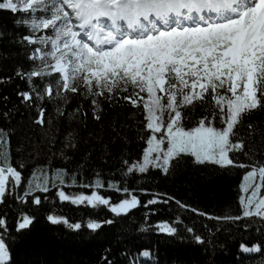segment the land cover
<instances>
[{
    "label": "snow or ice",
    "instance_id": "6c2138e0",
    "mask_svg": "<svg viewBox=\"0 0 264 264\" xmlns=\"http://www.w3.org/2000/svg\"><path fill=\"white\" fill-rule=\"evenodd\" d=\"M0 10L24 14L17 23L25 26L29 34L21 39L36 46L28 57L33 67L17 75L32 83L56 74L55 84H46L42 91L33 84L32 91L18 93L22 102L31 105L34 99L47 97L67 103L68 93L81 94L92 97L93 115L99 120L97 98L123 99L143 114L145 128L151 132L142 160L132 164L124 161L126 175L144 174L150 168L168 175L172 162L182 154L193 157L199 165L248 168L240 185L241 215L208 218H258L264 222V161L253 156L252 163H239L235 155L250 154L245 151L247 137L239 131L245 126L248 137L260 135L264 141V130L244 122L246 116L264 111V0H0ZM42 31L51 34L36 35ZM196 103L207 105L211 118H201L197 126L186 129L184 110ZM56 111L61 117L65 115L59 107ZM78 112L79 109L69 114V118H78ZM34 123L41 127L51 124L43 107ZM157 133L161 135L157 137ZM72 139L74 133L70 131L66 146H75ZM9 144L10 133L0 129V203L22 183V174L11 164L6 151ZM47 183H36L35 190L47 192ZM60 183H64L62 178ZM103 186L100 179L93 185ZM108 187L113 185L109 183ZM32 190L29 187L25 196ZM123 192L131 198L117 204H111L97 191L75 196L60 191L58 196L62 202L93 209L107 206L119 216L140 204L127 187ZM18 199L24 201V197ZM32 202L39 205L41 200L37 197ZM159 202L168 200L151 199L147 205ZM177 204L188 207L179 201ZM192 211L207 215L197 209ZM47 219L73 230L85 227L59 215H48ZM32 220L22 215L17 231L28 228ZM104 223L113 221L89 220L86 227L96 231ZM155 227L168 235L178 233V228L168 222ZM6 231V220L0 218V264L10 262ZM187 232L193 234L196 243H205L193 228H187ZM240 249L260 251L258 245L249 248L243 242Z\"/></svg>",
    "mask_w": 264,
    "mask_h": 264
},
{
    "label": "trees",
    "instance_id": "16d2710c",
    "mask_svg": "<svg viewBox=\"0 0 264 264\" xmlns=\"http://www.w3.org/2000/svg\"><path fill=\"white\" fill-rule=\"evenodd\" d=\"M23 15L0 10V129L10 133L6 151L11 164L22 174L21 185L8 192L0 203V218L6 220L7 226L4 238L10 252L9 264H264V222L258 218H208L241 215L240 184L248 168L199 165L191 156L182 154L172 162L174 166L168 175L151 168L144 174L126 175L124 161H139L150 136L143 114L128 102L97 98L99 120L93 115L92 97L81 94L68 93L67 103L47 97L34 99L31 105L22 102L18 93L32 91L33 84L42 91L46 84H55L56 79L54 74L30 83L17 75L18 71L31 70L33 61L28 57L36 47L21 39L29 34L25 26L17 23ZM41 34L48 35L45 31L36 33ZM41 107L51 121L44 127L34 123ZM58 107L65 112L63 117L57 114ZM77 109L78 118L70 119L69 114ZM184 111L186 129L197 126L201 118H211L208 106L202 103ZM244 122L264 130V111L246 116ZM216 125L221 126L218 119ZM70 131L74 133V147L66 146ZM239 131L247 137L245 151L250 154L236 153L237 162L252 163L253 156L264 161L261 136L248 137L246 126ZM34 173L39 179L46 177L47 192L31 186ZM54 175L56 179L52 181ZM96 179L104 186L93 187ZM29 187L33 190L25 196ZM124 187L137 196L140 204L119 216L103 206L93 209L62 202L58 197L60 191L71 196L97 191L109 198L111 204H117L131 198L123 192ZM18 197H24V201ZM37 197L41 200L39 205L32 202ZM151 199L168 202L147 205ZM177 201L188 207L181 208ZM192 209L207 215L201 216ZM53 214L85 227L73 230L62 223L54 225L47 219ZM22 215L33 220L28 228L17 231ZM89 220L113 223H104L92 231L86 227ZM163 222L176 226L178 233L159 232L155 226ZM189 227L205 243H196L193 234L187 232ZM242 242L249 248L258 245L260 251L243 252ZM144 252L149 253L147 258H141Z\"/></svg>",
    "mask_w": 264,
    "mask_h": 264
},
{
    "label": "rangeland",
    "instance_id": "374dc122",
    "mask_svg": "<svg viewBox=\"0 0 264 264\" xmlns=\"http://www.w3.org/2000/svg\"><path fill=\"white\" fill-rule=\"evenodd\" d=\"M10 11V10H9ZM45 32H47L48 33V35H50L51 33L49 32V31H45ZM41 35H44V34H41ZM146 95V94H145ZM149 131V130H148ZM150 132V131H149ZM150 135H151V132H150ZM157 135V137H159L161 134L160 133H157L156 134ZM146 147H147V144H146ZM143 157V156H142ZM142 157H141V159L140 160H142ZM193 158V157H192ZM139 160V161H140ZM193 160H194V158H193ZM42 178V179H41ZM40 179H39V177L38 176H35L34 178H32V181H31V186L33 187V188H35L34 186H35V184L36 183H43V181L44 180H46V177H41ZM55 179H56V175H54V177L52 178V181H55ZM241 183H242V181H241ZM241 185V184H240ZM240 192H241V190H240ZM241 195H242V193H241ZM59 197V196H58ZM128 199H130V198H128ZM70 202V201H69ZM103 207H105V208H107L108 209V207L107 206H103ZM141 258H147V256H145V255H141Z\"/></svg>",
    "mask_w": 264,
    "mask_h": 264
}]
</instances>
